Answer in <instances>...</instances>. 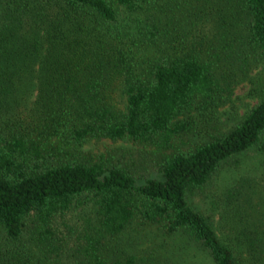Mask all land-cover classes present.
I'll return each mask as SVG.
<instances>
[{
    "label": "trees",
    "instance_id": "16d2710c",
    "mask_svg": "<svg viewBox=\"0 0 264 264\" xmlns=\"http://www.w3.org/2000/svg\"><path fill=\"white\" fill-rule=\"evenodd\" d=\"M0 229V264H264V0H0Z\"/></svg>",
    "mask_w": 264,
    "mask_h": 264
},
{
    "label": "rangeland",
    "instance_id": "374dc122",
    "mask_svg": "<svg viewBox=\"0 0 264 264\" xmlns=\"http://www.w3.org/2000/svg\"><path fill=\"white\" fill-rule=\"evenodd\" d=\"M251 83L241 82L237 84L231 94H229L227 101L219 108V115L221 120H226L227 122H232L233 120H230L232 118H238L241 116L246 110H248L251 106L256 103V95L251 94ZM177 144L173 145V148H184L186 147V143L183 139H177ZM130 145L129 142H125L122 140H92L91 142L84 145V149L86 151L92 152V153H102L106 149L115 147V146H128ZM260 155L259 153L254 149H248L245 152L238 155V165H240V168L245 170L250 167H253L257 164L258 159ZM156 162L150 164L151 170L149 172L150 176H160V172L156 170V167L154 165ZM237 175V168L234 165H224L222 166L217 173L214 175V177L211 179V181L202 189L195 191L191 196L190 199L192 200V203L197 205H208L209 201L212 199V193L215 194L218 187L226 186L230 184ZM143 179V178H141ZM139 179V181H142ZM4 232L0 229V239L3 240L4 238Z\"/></svg>",
    "mask_w": 264,
    "mask_h": 264
}]
</instances>
